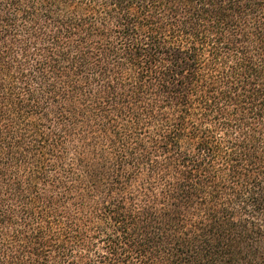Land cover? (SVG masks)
Segmentation results:
<instances>
[{"label":"trees","instance_id":"trees-1","mask_svg":"<svg viewBox=\"0 0 264 264\" xmlns=\"http://www.w3.org/2000/svg\"><path fill=\"white\" fill-rule=\"evenodd\" d=\"M0 264H264V0H0Z\"/></svg>","mask_w":264,"mask_h":264}]
</instances>
